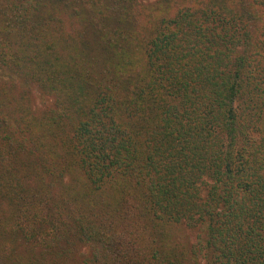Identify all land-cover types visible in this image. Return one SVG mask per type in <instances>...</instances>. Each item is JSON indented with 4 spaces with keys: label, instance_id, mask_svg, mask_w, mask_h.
I'll use <instances>...</instances> for the list:
<instances>
[{
    "label": "trees",
    "instance_id": "1",
    "mask_svg": "<svg viewBox=\"0 0 264 264\" xmlns=\"http://www.w3.org/2000/svg\"><path fill=\"white\" fill-rule=\"evenodd\" d=\"M0 264H264V0H0Z\"/></svg>",
    "mask_w": 264,
    "mask_h": 264
},
{
    "label": "rangeland",
    "instance_id": "2",
    "mask_svg": "<svg viewBox=\"0 0 264 264\" xmlns=\"http://www.w3.org/2000/svg\"><path fill=\"white\" fill-rule=\"evenodd\" d=\"M144 1H154V0H144ZM50 104H51V100L49 98L41 95V93L38 91L34 92V106L38 112L42 111L45 107L49 106Z\"/></svg>",
    "mask_w": 264,
    "mask_h": 264
}]
</instances>
